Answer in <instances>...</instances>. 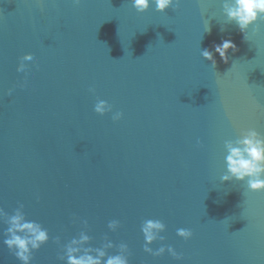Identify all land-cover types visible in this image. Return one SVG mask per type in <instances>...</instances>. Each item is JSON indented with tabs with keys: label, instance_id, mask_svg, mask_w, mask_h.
<instances>
[{
	"label": "water",
	"instance_id": "obj_1",
	"mask_svg": "<svg viewBox=\"0 0 264 264\" xmlns=\"http://www.w3.org/2000/svg\"><path fill=\"white\" fill-rule=\"evenodd\" d=\"M222 3L140 14L130 0H0V209L23 204L48 230L32 264H65L57 257L81 231L91 247L126 243L129 264H264V192L221 183L225 141L264 135V20L246 41ZM225 39L237 48L227 64L213 48ZM26 54L36 64L26 62L27 76L16 71ZM97 99L113 112L97 115ZM148 219L166 225L164 244L182 261L143 251ZM5 228L0 264H20Z\"/></svg>",
	"mask_w": 264,
	"mask_h": 264
},
{
	"label": "clouds",
	"instance_id": "obj_2",
	"mask_svg": "<svg viewBox=\"0 0 264 264\" xmlns=\"http://www.w3.org/2000/svg\"><path fill=\"white\" fill-rule=\"evenodd\" d=\"M76 5L81 0H72ZM181 0H130L132 7L137 13L147 12L153 5L158 13H164L173 5H179ZM202 2V0H200ZM175 10V9H174ZM224 23L235 24L243 34L244 39L249 41L248 30L253 26L259 25L264 20V0H223L222 3ZM221 32L225 29L221 27ZM259 27L254 28V33H259ZM206 33H211L209 20L206 26ZM214 51L221 60L228 63V52L237 51L236 45L230 40H222L219 44L213 45ZM204 60L211 62L213 68L216 67L213 51L207 48L200 52ZM26 62H32L36 66L31 54H26L20 58V63L16 69L19 73L28 74V65ZM89 91L94 95L95 89ZM13 89H9L7 95L11 96ZM94 112L99 116L112 113V106L105 100L97 99L94 105ZM123 113L115 112L112 115L113 121H119ZM226 150L225 174L221 176V183L242 182L247 189L253 193L264 192V135H261L255 129H249L242 133L240 138L235 141H225ZM0 221L6 228L3 231V244L20 264H32L33 253L48 244L49 233L40 223L28 220L24 213V205L20 204L12 215H8L3 209H0ZM85 228L88 224L86 220L81 221ZM108 230L116 232L120 227L118 220L109 221ZM166 231V225L160 220H145L141 225V232L144 238L143 251L153 257H162L166 253L175 261H182L183 256L177 253L175 248L164 244L162 233ZM176 235L182 240L188 241L193 233L184 228L177 229ZM157 241L161 246L155 251L151 247ZM54 243L60 245V238L56 237ZM91 238L86 231H81L78 237L72 238L62 247L63 255L57 259L65 264H129L131 255L129 246L126 243L115 245L107 237L100 247H91ZM116 249V254L110 255L109 250Z\"/></svg>",
	"mask_w": 264,
	"mask_h": 264
}]
</instances>
